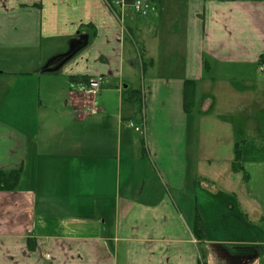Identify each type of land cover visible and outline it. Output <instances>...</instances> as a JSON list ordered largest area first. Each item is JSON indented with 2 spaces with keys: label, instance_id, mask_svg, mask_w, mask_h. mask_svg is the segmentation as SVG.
Returning <instances> with one entry per match:
<instances>
[{
  "label": "crops",
  "instance_id": "0c3cea01",
  "mask_svg": "<svg viewBox=\"0 0 264 264\" xmlns=\"http://www.w3.org/2000/svg\"><path fill=\"white\" fill-rule=\"evenodd\" d=\"M115 1L0 0V264H264V0Z\"/></svg>",
  "mask_w": 264,
  "mask_h": 264
},
{
  "label": "rangeland",
  "instance_id": "374dc122",
  "mask_svg": "<svg viewBox=\"0 0 264 264\" xmlns=\"http://www.w3.org/2000/svg\"><path fill=\"white\" fill-rule=\"evenodd\" d=\"M62 73V72H61ZM56 74H58V73H55V74H53V75H49V76H52V78H56L55 79V81H60L59 79H57L58 77H56V76H61L62 74H58V75H56ZM45 76H47V75H45ZM63 78V77H62ZM63 80L66 82V80L63 78ZM47 86H45V88H46ZM50 87H51V91H55V90H57V88H59V85L57 84V83H52L51 85H50ZM84 94V93H83ZM85 95V94H84ZM90 100H89V98H87V102H89ZM104 102V103H103ZM224 102H225V105H224ZM223 102V108L221 107V109H223V111H225L226 110V99H225V101ZM232 103H234V104H237L238 105V103H240V102H238V100L237 101H232ZM89 104V106H90V102L88 103ZM98 104H99V106L98 107H100V110H101V112L98 114L99 115V117L100 116H102L103 114H105V113H108V114H113V113H115V112H118L119 111V109L121 108V106H122V99L120 98V95H119V93H116V92H111L110 91V87H106V88H104L103 89V91H102V93H101V96L100 97H98ZM88 106V105H87ZM127 106H128V103H124L123 104V107H124V111H123V115H124V117H126V115H130V111L128 112V110H127ZM106 110H109L108 112H106ZM246 113H247V111H246ZM92 119H94V117H92ZM112 120H113V118H112ZM114 121V120H113ZM67 122V121H66ZM110 122V120L108 119V121H107V130H108V132H109V134H110V136H112L113 134H114V127H113V124L112 123H109ZM240 122H237V124H238V126H237V130L239 131V130H241L242 128L240 127V124H239ZM252 123L254 124V122L252 121ZM137 124V123H136ZM141 125V124H140ZM207 126H205V128H206ZM204 130V128L202 129V131ZM205 133H206V131H205ZM140 134V133H139ZM59 135H60V133H59ZM141 135V134H140ZM142 136V135H141ZM197 136H198V131H197ZM204 168H203V173H204V171L205 170H207V168L206 167H208V166H203ZM205 169V170H204ZM225 170V166H223V165H221L220 166V170H219V172H223ZM164 189H165V187H163ZM207 206H210L209 204L207 205ZM206 207V204H205V206H204V208ZM206 210V209H205ZM206 216H207V214H206ZM225 224H227V223H225ZM203 256V255H202Z\"/></svg>",
  "mask_w": 264,
  "mask_h": 264
},
{
  "label": "built area",
  "instance_id": "2783aa9c",
  "mask_svg": "<svg viewBox=\"0 0 264 264\" xmlns=\"http://www.w3.org/2000/svg\"><path fill=\"white\" fill-rule=\"evenodd\" d=\"M115 4L121 7V10H126L127 7L133 11V13L139 17H148L152 13L157 12V7L150 0H117ZM82 92L89 98L90 112L91 114H97L99 111L98 105L95 102V98L101 90V82L99 80L89 81L88 85L81 89ZM129 126L134 128L136 132H141V128H138L134 123L130 122Z\"/></svg>",
  "mask_w": 264,
  "mask_h": 264
},
{
  "label": "water",
  "instance_id": "95a60500",
  "mask_svg": "<svg viewBox=\"0 0 264 264\" xmlns=\"http://www.w3.org/2000/svg\"><path fill=\"white\" fill-rule=\"evenodd\" d=\"M86 42H83L82 40L79 41L78 43H73V41L70 43L69 45V49L67 50V52H65L64 54H62L61 56H58L57 59L59 58L58 62L51 60L50 62H48L43 71L44 72H57L59 71V69L66 64L81 48H83V46H85Z\"/></svg>",
  "mask_w": 264,
  "mask_h": 264
},
{
  "label": "trees",
  "instance_id": "16d2710c",
  "mask_svg": "<svg viewBox=\"0 0 264 264\" xmlns=\"http://www.w3.org/2000/svg\"><path fill=\"white\" fill-rule=\"evenodd\" d=\"M131 2V0H129ZM240 168V167H238ZM20 182V171L15 170L10 173H5L0 171V191H13L17 188ZM199 222V228L201 230V222ZM203 260L201 264H206L204 256H202Z\"/></svg>",
  "mask_w": 264,
  "mask_h": 264
},
{
  "label": "flooded vegetation",
  "instance_id": "af4514ba",
  "mask_svg": "<svg viewBox=\"0 0 264 264\" xmlns=\"http://www.w3.org/2000/svg\"><path fill=\"white\" fill-rule=\"evenodd\" d=\"M79 41H81V39L80 38L79 39L77 38V39H74L73 40V43L75 44V43H78ZM58 60H59V58L58 59L56 58V59L53 60V62L54 61L58 62Z\"/></svg>",
  "mask_w": 264,
  "mask_h": 264
}]
</instances>
